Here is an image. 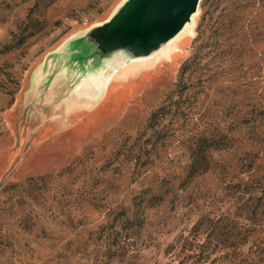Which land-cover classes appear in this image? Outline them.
<instances>
[{
	"label": "rangeland",
	"instance_id": "374dc122",
	"mask_svg": "<svg viewBox=\"0 0 264 264\" xmlns=\"http://www.w3.org/2000/svg\"><path fill=\"white\" fill-rule=\"evenodd\" d=\"M126 1L0 0V264H264L263 231L208 247L210 230L198 227L222 215L233 233L253 226L226 189L251 180L246 152L264 149L251 146L264 140V0H202L171 42L177 52L114 80L98 107L84 95L71 105L90 63L72 42ZM195 57L202 63L181 73ZM234 120V147L183 187L196 139ZM162 179V202H139Z\"/></svg>",
	"mask_w": 264,
	"mask_h": 264
},
{
	"label": "water",
	"instance_id": "95a60500",
	"mask_svg": "<svg viewBox=\"0 0 264 264\" xmlns=\"http://www.w3.org/2000/svg\"><path fill=\"white\" fill-rule=\"evenodd\" d=\"M201 2L127 0L109 21L72 42L79 61L90 62L86 76L90 67L100 68L114 58H140L158 52L193 23Z\"/></svg>",
	"mask_w": 264,
	"mask_h": 264
},
{
	"label": "trees",
	"instance_id": "16d2710c",
	"mask_svg": "<svg viewBox=\"0 0 264 264\" xmlns=\"http://www.w3.org/2000/svg\"><path fill=\"white\" fill-rule=\"evenodd\" d=\"M220 29V28H219ZM218 29L217 32H220ZM202 63V60L195 57L191 61L185 63L182 67L181 73L192 72L196 67H198ZM184 87L179 86V90L177 92H181ZM171 96H169L168 101H170ZM172 106V105H171ZM169 105L161 106L157 111L152 113L151 116V124L161 121L164 116L169 113L170 107ZM237 122L241 120H236ZM234 120V124L231 126L228 133H230V137L228 133L214 135V134H202L199 136L194 144V147L191 148L190 159L191 163L188 165L186 172H182L180 174L179 180L183 187H186L192 180L196 177L203 175L211 170V160L212 153L223 150V148H232L237 143V139L235 137L236 131L238 128H235L236 124ZM234 127V128H233ZM227 132V131H226ZM264 144V140L257 141L255 146L251 143L252 147L261 146ZM261 155H264V149L262 151L249 150L246 152V156L244 161L247 164V168L250 169L249 173L251 174V180H245L244 178H240L239 176L235 177V181L231 180L227 184V189L232 190L235 193V197L239 201L240 206L237 207L239 212L244 214L246 213L249 216V220H251L253 226H242L240 230L236 233H233L237 230V227H231L233 224V220L230 218V215H222L218 217V219H212L208 217H203L198 223V227L206 228L210 230L208 234V238L202 244L206 245L208 241V247L210 245V241L223 240L229 241L233 238L236 241L241 242V244L249 237L257 232H264V177L258 178V176L262 173L264 175V171H262L261 167L258 165V162L262 161ZM264 167V165H263ZM172 177H175L172 175ZM178 178H172L170 181L176 182ZM165 179L158 181L155 184H151L142 193L137 197L139 202L143 203L146 201L148 204L154 205L160 204L163 198L168 194V187L164 184ZM28 184L30 186H40L42 184H47V180L45 178L28 179ZM18 185H13L11 187H7V189L18 188ZM44 188V187H43ZM42 190V189H41ZM147 194H152L151 196H146ZM125 210L121 211V214L124 213ZM259 217V218H258ZM257 218V219H256ZM247 226V227H246ZM231 227L230 230H227ZM233 245V244H232Z\"/></svg>",
	"mask_w": 264,
	"mask_h": 264
},
{
	"label": "bare ground",
	"instance_id": "6f19581e",
	"mask_svg": "<svg viewBox=\"0 0 264 264\" xmlns=\"http://www.w3.org/2000/svg\"><path fill=\"white\" fill-rule=\"evenodd\" d=\"M194 19L195 15L193 16L192 21ZM188 26L189 25H187L186 28ZM175 52H177L176 46L171 45L169 42L164 48L147 57L130 58L123 55L119 58H114L111 62L100 68L90 67L88 75L76 86V97L70 104L79 105V102H81L79 98L84 95L87 98L85 106L98 104V107L105 98L108 89L114 80L124 78L130 71H133V67L153 62L156 63L161 58H168ZM62 79L61 92L63 91V85L65 86L70 79L66 71L62 73Z\"/></svg>",
	"mask_w": 264,
	"mask_h": 264
}]
</instances>
